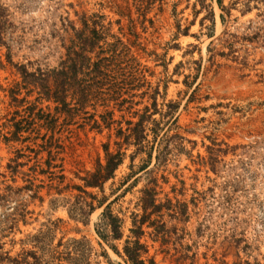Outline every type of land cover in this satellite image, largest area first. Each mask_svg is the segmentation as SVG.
Returning a JSON list of instances; mask_svg holds the SVG:
<instances>
[{
  "label": "rangeland",
  "instance_id": "obj_1",
  "mask_svg": "<svg viewBox=\"0 0 264 264\" xmlns=\"http://www.w3.org/2000/svg\"><path fill=\"white\" fill-rule=\"evenodd\" d=\"M217 2L157 0L146 14L152 20L146 29L134 0H0L14 64L0 45V193L8 195L0 200L4 252L18 257L34 250L49 264H76L69 259L88 242L94 249L90 264H108L103 252L113 264H125L111 246L123 252L134 217L144 215L143 191L155 182L158 204L172 205L151 217L160 224L145 227L143 242L157 264H264V0H224L231 14L225 25ZM76 12L105 15L146 69L150 87L137 94L151 90L150 96L136 98L130 112L110 108L114 120L136 122L133 113L151 106L152 97L160 107L173 102L179 106L175 130L184 138L170 144L164 165H157L154 153L146 170L147 155L124 148V164L103 190L85 188L81 179L105 162V145L117 151V124L102 132L79 120L58 127L52 158L43 146L45 129L24 133L22 143L2 137H11L15 112L28 115L29 105L18 110L11 102L10 90L21 82L15 66L57 67L65 54L62 21H77ZM129 17L140 20L137 38ZM207 28H213L212 37ZM21 92L20 99L35 102L36 94ZM49 105L40 108L49 112ZM88 111L99 122L106 114L102 108ZM86 201L96 207L89 218L81 217ZM107 206L122 222L120 241L105 243L97 233Z\"/></svg>",
  "mask_w": 264,
  "mask_h": 264
},
{
  "label": "trees",
  "instance_id": "obj_2",
  "mask_svg": "<svg viewBox=\"0 0 264 264\" xmlns=\"http://www.w3.org/2000/svg\"><path fill=\"white\" fill-rule=\"evenodd\" d=\"M134 1L137 13L145 19L141 21V25L147 29L145 23L149 21L152 24V20L146 19V14L157 0ZM223 2L224 0H218L217 3L223 12L221 22L225 25L227 16L229 17L231 14L227 12ZM71 7L73 8L72 5ZM127 10L130 14V4H128ZM118 12L121 13L119 8ZM126 15L121 14L122 17ZM76 17L77 21L71 20L69 16L62 21L60 28L62 38L60 40L65 54L57 67L30 70L26 65L15 66L21 77V82L15 89L10 90L11 102L18 110L29 105L24 109L28 115L27 118L24 116L22 118L20 111L15 112L16 118L14 117V120L11 121L14 122L12 124L13 131L10 132L11 137H2L6 142L22 143L24 133L31 135L45 129L49 139H45L43 146L52 158L51 148L54 145L55 131L58 127H70L83 121L84 127L92 125V129L102 132L103 128L112 129L117 124L119 128L114 143L117 151L111 152L110 145H105V162H100L95 172L89 173L81 179L85 188L103 190L104 185L114 179L116 172L124 164L126 159L124 148H134L135 156L146 154L147 163L143 165L142 169L146 170L154 153H156L157 165L162 166L166 163L170 144H174L173 141L176 138L181 140L184 138L175 130V126H177L175 114L179 106L173 102L160 107L154 100L156 98L152 97L151 106H146L142 111L133 113L134 118H138L136 122L114 120V112L110 111V108H118L120 112L124 113L130 112L136 106L134 103L136 98L150 96L151 90L141 95L137 94L138 91L150 87L146 78V69L141 60L133 54V46L124 43L120 34L113 33L114 23L108 21L105 15L92 14L88 16L86 12L81 14L76 12ZM138 21L140 20L135 21L130 18L131 30L136 38L138 37L136 32ZM212 21L215 26L214 20ZM116 23L120 25L121 20ZM6 25V10L0 4V45L6 46L8 49L7 61L13 64L11 49L8 40H6ZM212 29L207 28L210 37L213 36ZM120 31H123V28ZM22 90L27 91V97L36 94L35 102H28L26 98L20 99ZM44 102L50 104L46 108L49 112L40 108ZM51 105H54L53 112ZM89 108L95 112L98 108L105 109L106 114L101 116L102 122L96 119V114L90 115ZM158 115L159 120L156 118ZM18 116L21 117V120H16ZM122 118L124 119L125 116ZM62 120L63 123H61ZM77 120L79 121L77 122ZM123 123L127 125L126 128L121 126ZM174 131L176 133L172 135ZM49 133L52 136L48 137ZM133 157L134 155L131 158ZM49 166H51L50 162ZM9 167L11 166L9 165ZM80 192L95 200V197L88 192L84 190H80ZM157 197L156 183L153 182L143 191L141 209L144 215L139 220V216L134 217L130 236L124 243L123 252L120 253L115 246H111V249L124 259L125 264H157L155 259L150 257L148 245L143 242L145 227L149 225L147 227L153 228L160 224L156 221L151 222V217H161L163 209H170L172 206L168 201L166 205L158 204ZM7 198L8 195L0 193V200L6 201ZM103 204L104 202H99L98 207H102ZM81 207L84 209L81 215L83 218H89L96 210L94 202L86 201L81 204ZM176 213L178 214V212ZM97 233L105 243L120 241L123 238L122 222L113 215L110 206H107L102 214V223L98 226ZM3 250V247L0 246V264H49L43 256L34 250L24 251L18 257H12ZM93 251L92 246L86 242V246L81 248V252L76 254L73 259L71 257L69 261L74 260L76 264L86 261V264H90L88 259L91 258ZM102 257L108 264H113L106 252H103Z\"/></svg>",
  "mask_w": 264,
  "mask_h": 264
}]
</instances>
